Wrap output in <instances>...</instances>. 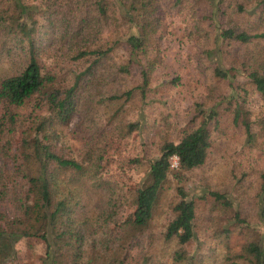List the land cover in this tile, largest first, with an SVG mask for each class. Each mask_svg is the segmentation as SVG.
<instances>
[{"label": "trees", "instance_id": "obj_1", "mask_svg": "<svg viewBox=\"0 0 264 264\" xmlns=\"http://www.w3.org/2000/svg\"><path fill=\"white\" fill-rule=\"evenodd\" d=\"M189 1L204 0H0V205L7 202L13 209L11 215L0 209V264L26 237L43 241L41 264H264V170L255 172L260 182L253 224L224 193L209 192L211 212L227 216L212 235L228 241L229 225L242 234L238 249L226 243L218 258L186 248L196 237V214L183 184L186 174L205 161L219 103L226 100L233 122L252 142L237 90L244 88L232 81L237 75L246 78L264 104V0H205L200 14ZM167 4L190 9L191 33L204 39L201 54L212 62V76L228 81L230 92L216 94L215 87L207 86L205 109L194 104L201 121L178 127L164 122L161 130L145 133L153 155L132 186L128 218L102 249L92 235L97 230L104 234L110 214L89 210L90 196L109 189L100 176L105 159L101 137L116 126L143 132L154 124L148 121H156L147 116L157 94L152 75L163 57L158 31L160 10ZM126 105L133 108L131 119L116 117ZM102 106L107 114L89 118L84 126L89 137L81 141L79 154L59 152V134L72 116ZM260 121L264 132V111ZM11 126L18 131L17 143ZM169 176L176 198L164 228L153 234V211ZM142 239L149 247L155 240L170 244L166 259L160 257L162 250L143 251V246L133 256L130 249Z\"/></svg>", "mask_w": 264, "mask_h": 264}, {"label": "rangeland", "instance_id": "obj_2", "mask_svg": "<svg viewBox=\"0 0 264 264\" xmlns=\"http://www.w3.org/2000/svg\"><path fill=\"white\" fill-rule=\"evenodd\" d=\"M189 2L198 14L206 10L205 0L199 3L198 1ZM160 12L162 19L158 40L160 54L163 57L152 75L157 94L148 109L147 116L148 119L155 118L156 121H148L154 124L143 132L130 133L126 132L125 128L116 126L110 131H105L101 137L105 159L104 162L102 161L104 165H102L103 170L100 176L109 189L98 196H90V199L93 198V209L90 205L89 210L91 212L103 210L105 214H110L103 226L104 234L97 230V235L94 233L92 235L102 249L109 247L113 233L128 218L132 208V186L143 175L147 167L146 158L153 155V149L150 150L145 144V133L152 134L156 129L161 130L164 122L170 127H178L190 126L201 121L202 115L197 114L194 104H201V109H205L203 100L207 86L215 87L216 94L225 95L230 92L228 81L212 76V62L201 54L204 39L197 38L191 33L190 9L180 7L178 10V7H169L167 4ZM204 22L209 23L206 20ZM118 53L121 54V51ZM172 78H177L174 83L170 82ZM237 82L244 88V91L238 88L237 90L240 96H243L241 105L251 123V131L254 135L252 142H247L243 127L233 122L230 112L232 110L231 107H229L230 111L227 110L226 100L219 103L216 106L219 113L218 122L214 128L211 127V145L205 161L200 167L188 172L187 179L183 183L187 199L191 198L194 202L196 214V237L193 242L187 244L186 248L191 252L199 248L202 255L213 253L216 258L221 256L226 243L230 250L238 249L242 242V234L237 228L229 225L232 231L228 241L223 236L212 235L225 225L227 216L220 214L219 217L215 210L211 212L209 192L224 193L231 201L233 208L239 210L242 216L253 224L260 182L255 172L264 170V132L260 121L263 118V100L246 78L237 75L232 83L235 86ZM205 101L210 103L209 99ZM230 105L233 106V104ZM107 111L103 106L97 112L90 114L89 110L77 111L59 134L57 142L59 152L67 156H77L81 149V141L89 137L84 127L89 124V118L92 116L98 118L101 112L106 115ZM22 112L24 113L25 109ZM133 113L132 106L126 105L123 112L118 113L116 117L131 119ZM171 132L174 133V131ZM11 139L15 143L19 142L18 131L14 126H11ZM170 162L172 168L177 166L175 157H171ZM174 184V180L169 176L168 183L158 197L149 226L153 234L162 230L171 216V206L176 198ZM11 207L7 202L0 205V209L7 215L13 213ZM213 217H216V222L214 220L211 222ZM103 218L101 217V222H104ZM255 230L258 232L260 229L255 226ZM142 246L143 251H155L152 248L157 251L162 250L164 256H160L159 253L158 255L163 260L171 249L170 244L162 245L156 243V240L149 247L148 243L142 239L139 245L130 249L131 254L133 256L139 254ZM43 253L44 243L41 239L21 238L14 244L12 258L3 264H41Z\"/></svg>", "mask_w": 264, "mask_h": 264}]
</instances>
